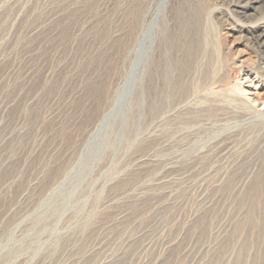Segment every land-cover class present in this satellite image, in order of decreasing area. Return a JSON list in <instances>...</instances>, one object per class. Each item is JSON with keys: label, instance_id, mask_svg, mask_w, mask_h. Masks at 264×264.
I'll return each mask as SVG.
<instances>
[{"label": "rangeland", "instance_id": "374dc122", "mask_svg": "<svg viewBox=\"0 0 264 264\" xmlns=\"http://www.w3.org/2000/svg\"><path fill=\"white\" fill-rule=\"evenodd\" d=\"M234 1L148 0L146 101L137 87L123 103L130 0H0V264H264L262 212L231 228L251 219L239 198L264 201V1L247 16ZM184 19L210 69L179 103L156 65ZM252 156L263 173L228 206L215 186Z\"/></svg>", "mask_w": 264, "mask_h": 264}, {"label": "bare ground", "instance_id": "6f19581e", "mask_svg": "<svg viewBox=\"0 0 264 264\" xmlns=\"http://www.w3.org/2000/svg\"><path fill=\"white\" fill-rule=\"evenodd\" d=\"M147 1L148 0H130V3L128 2L129 4L125 8V11L127 14V22L129 23L128 24L129 28L131 30L135 29V31H137V29L140 26H142V27H141L140 33L138 32L139 34L136 35L137 38L135 40L137 43L136 44L137 49L135 48L136 49V51H135L136 58H135V64H134L136 66V68H135V70L132 71V74L129 73L130 74L129 80H127L128 78L126 79L127 82L125 81L126 83H124V90H123V92H121L122 93L121 95L119 94V97L121 96L123 103H124V99L128 95H130V93L133 92V90H135V88H137V87L140 88L141 98L143 99V101H146V99H144L146 87H144L142 84L144 77L141 80L139 79V83H138L137 74H138V70L140 69L141 66H143V68H144L143 73L146 74V72L148 70L150 71L151 66L149 67V65H150L149 62H151L152 55L155 52L154 51L155 50V44H156V39H157L158 32H159L157 29L159 26V24H158V18L159 17L153 18L149 22L148 27H146L145 30L143 29V26H145L147 23V15L149 14V11H147L148 9L146 10ZM261 1H264V0H235L234 4H236L239 7L237 9H235V11L239 12L240 14L243 13L244 16H247V13H248L247 11L249 9L253 8L254 10H258V8L254 7V6H256V4L258 2H261ZM166 4L168 6L169 0H162V5L160 8L162 13H163L164 9L167 8ZM245 8H248V9L245 10ZM195 11L198 12L200 17L202 18V12L199 9H196ZM182 23H183V25H181L179 31L175 35H173L172 38L170 36L171 44H173V49L172 50L165 49L164 55H161L159 57L160 58L159 63L156 65L157 72L167 82L166 94L167 95L172 94V96L175 98V100H178L179 103L184 102L189 97V91L190 90H189V86L187 84L188 83L187 78L189 77V75L193 74V76H194V74L197 73L198 71H204L205 73H207L210 69L209 65L205 66L206 67L205 70H203V69L199 70L198 69L197 64L200 61L198 50H197L198 49V45H197L198 42L196 44L197 46L195 47V45L190 41V37H188V35L185 33V19H184V22H182ZM194 27H196V26H194ZM149 42L151 44L150 48L148 46ZM250 44L255 49H258L260 51L261 56L264 57V29L261 30L258 34L253 35ZM174 50H176V51H174ZM161 58H163V60H161ZM261 68L264 69V62L261 65ZM253 83H254L253 80H251L250 84H253ZM250 86H253V85H250ZM252 94H253L254 98H252V97L248 98L251 100V102L254 101L256 103V102H258V100L259 101L262 100V95L259 93V91L258 92L257 91L252 92ZM263 104H264V102H263ZM109 118H110V114H108L104 118V121H108ZM258 164H259V162L254 156H252V158L249 161H245V159H244L243 161L236 162L234 164L235 165L234 168H232V170L229 171L230 173H227L228 176H226L225 182L221 183L218 186H215L216 191L217 190L220 191L222 189L221 191L223 192V190L229 189L228 194L230 197L233 196V199H231V203L228 206H230L231 204L234 203V199L236 200V198L239 197L238 194H240L244 190V188L247 186L249 181H251L253 178H254L255 182L259 181L261 173H263V172H262L261 167L257 171ZM220 179H221V177H220ZM216 196H217V198H216L217 200L215 202H217V203H214V205L212 203V205H213L212 207H216L215 204H218V202L220 200H222V198H223L222 197L223 195H221V194H219V195L216 194ZM238 201H239V203L240 202L243 203V205L246 204L247 207L249 208V211L250 212L252 211L251 212V219L248 222L250 224L248 225V223L244 222V220L241 219L236 225H234L231 228H232V230H234V232H237V230H238V231H240V233H242L243 231H246L245 229H248V230H250V233H253L254 229L257 226V224H256L257 217H259V215L256 216L255 213L258 211L262 212V219H264V201H259L258 199L252 200V199H243V198H239ZM228 206H227V208H229ZM221 214H222V212H221ZM231 233H232V231H231ZM257 236H258V234H257ZM254 239L256 240V238H254ZM218 248H220V247H218Z\"/></svg>", "mask_w": 264, "mask_h": 264}]
</instances>
